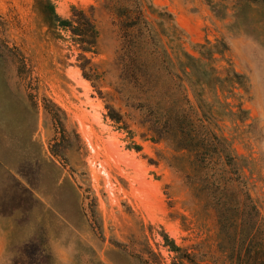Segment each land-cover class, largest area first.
I'll return each mask as SVG.
<instances>
[{"label":"rangeland","instance_id":"374dc122","mask_svg":"<svg viewBox=\"0 0 264 264\" xmlns=\"http://www.w3.org/2000/svg\"><path fill=\"white\" fill-rule=\"evenodd\" d=\"M47 3L91 17V51ZM137 8L156 34L141 38L148 58L204 60L200 46H217L212 76L242 85H203L202 108L166 62L150 65L152 90L134 68L123 75L117 11ZM206 126L240 163L264 239V0H0V264H230L177 159L190 153L164 134Z\"/></svg>","mask_w":264,"mask_h":264},{"label":"trees","instance_id":"16d2710c","mask_svg":"<svg viewBox=\"0 0 264 264\" xmlns=\"http://www.w3.org/2000/svg\"><path fill=\"white\" fill-rule=\"evenodd\" d=\"M46 8L60 27L72 33L83 51L92 50L98 31L91 17H87L83 11L74 9L71 20L61 19L55 15L50 3L46 4ZM117 12L122 18L119 25L123 42L121 52L116 58V65L126 76H130L134 68L139 76L147 79L145 83L147 90L155 88L149 73L150 65L158 66L163 62L167 63L166 70L172 77L187 80L189 88L202 108L207 106L202 97L203 85L212 88L218 84L220 89L223 88L221 83L230 81L242 85V76L234 71H227L226 77L222 80L212 76L214 69L210 65L213 60L211 53L214 51L220 53L216 49L217 46H200V55L204 60L195 59L185 52L181 53V56L174 53L173 59L166 54L157 58L155 54L149 52L151 56L148 58L141 38L144 32H147V36L152 40L156 34L142 17L140 9H118ZM162 23L163 21L157 22V25L164 32ZM166 30L170 41L178 39L174 25ZM175 68L178 73L175 72ZM185 69H189L190 72H186ZM206 112L203 111L202 115L209 123L212 115L209 111ZM180 132L181 135H178L175 129L168 127L164 134L171 136L169 138L177 151L186 150L190 153L187 158L179 156L177 159L180 163L187 162L192 170L189 178L198 184L195 187L196 193L203 196L206 204L216 213L218 247L226 254L230 264H264V239L259 225V213L250 195L241 187L245 182L240 172V163L235 157L229 156L224 139L212 135L207 126L201 130V137H196L191 129L187 131L181 129ZM220 157H223L227 169L217 170L216 164ZM172 248L177 250L173 245Z\"/></svg>","mask_w":264,"mask_h":264}]
</instances>
